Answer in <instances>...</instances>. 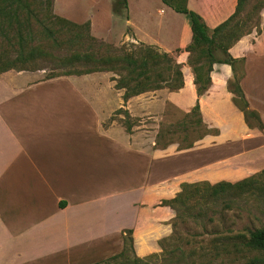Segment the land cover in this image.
<instances>
[{
    "label": "crops",
    "instance_id": "0c3cea01",
    "mask_svg": "<svg viewBox=\"0 0 264 264\" xmlns=\"http://www.w3.org/2000/svg\"><path fill=\"white\" fill-rule=\"evenodd\" d=\"M236 1L186 4L213 28L234 12ZM149 7L127 0L121 43L153 45L172 55L183 73L178 90L160 88L124 101L123 90L107 80L118 97L112 103L80 95L78 86L79 95L50 92L75 77H103L101 71L45 79L27 70L0 73V264H101L123 250L128 229L133 251L143 259L161 251L160 241L171 233L175 211L161 201L175 197L181 183L235 182L264 168V128L248 126L234 103L227 87L231 66L214 63L210 85L198 96L184 50L192 35L189 17L161 0ZM259 15L258 28L228 51L243 59L240 87L264 124L253 95L264 73V9ZM89 22L91 35L101 38ZM197 101L202 122L216 131L190 147L156 146L155 124L144 121L157 120L166 103L189 112ZM117 109L137 119L129 131L109 120ZM193 150L203 157L180 162Z\"/></svg>",
    "mask_w": 264,
    "mask_h": 264
},
{
    "label": "rangeland",
    "instance_id": "374dc122",
    "mask_svg": "<svg viewBox=\"0 0 264 264\" xmlns=\"http://www.w3.org/2000/svg\"><path fill=\"white\" fill-rule=\"evenodd\" d=\"M17 1L20 11L19 29L14 27L7 36L0 32V54L11 53V56H14L18 51L15 33L17 34L19 31L23 34H27L28 31L32 32L33 38L29 46L36 45L43 55H40L39 58L33 61L32 66H28V69L25 70L35 72L40 78H49L53 73L68 68V66H63L61 59L69 57L71 53L78 50H89V46L91 47L90 50L93 47L92 51H98L101 54L107 52V47L100 45L101 43H107L119 51H137L147 45L134 41L121 43L123 33L127 29L124 22L125 8H122L119 14L115 13L117 16H114L112 14V4L115 0ZM137 1H145L147 6H150V10H154L159 3V0ZM257 1L249 0L237 18V22L243 29L259 26V13L264 9V5L254 9L253 6ZM51 13L72 19L71 21L78 24H84L91 20L92 33L103 39L95 37L96 42L93 43L87 39L72 40L69 38L72 35V29L64 23L55 22L50 18ZM49 30L50 33H48ZM8 38L11 39V42ZM29 46H26L25 49L27 50ZM153 47L159 50L156 46ZM192 57H195V55ZM189 66L191 68V65ZM262 69H260V72ZM101 72L105 73L103 77L102 74L85 76L86 78L75 77L58 88H56L57 85H54L55 88H50V92L55 94L59 91L68 95H79L74 90L78 86L80 95L105 97L110 102L116 103L118 97L107 88L106 81L118 75L113 71ZM84 75L71 74L68 76ZM101 80H103V83L98 84ZM259 83L262 87L255 88L253 95L256 98L257 106L264 109V73ZM227 87L233 94L234 99L235 95L229 89L228 84ZM197 118L198 113L195 110L182 112L173 105L166 103L160 110L157 120L146 119L144 122L145 124L149 122L155 124L153 127L155 129L153 140L156 146L165 148L169 145H176L179 148H184L189 144L192 145L204 134L216 131L214 129L206 131V124L203 122V124H199ZM111 119H115L125 128L128 125L132 126L137 123V119L131 118L124 109H117L115 115L109 120ZM251 123L254 126L255 122L253 120H251ZM148 127L152 128L151 126ZM195 151L180 155V162L192 163L203 157L202 151ZM211 154L212 152H209V155ZM262 169L264 168L249 176L259 173ZM178 206L183 215L181 218L176 219L174 216L171 220V233L160 241L161 251L139 259L136 257L133 248L131 250L126 249L124 255L114 259L110 258L101 264H244L247 258L257 254L255 251L244 252L242 253L244 258L240 259H237L234 255L225 254L226 240L223 238L232 234H247L250 229L264 227V175L258 176L254 188H250L244 193L225 196L211 202L203 199H191L188 210H184L185 207L183 206Z\"/></svg>",
    "mask_w": 264,
    "mask_h": 264
},
{
    "label": "trees",
    "instance_id": "16d2710c",
    "mask_svg": "<svg viewBox=\"0 0 264 264\" xmlns=\"http://www.w3.org/2000/svg\"><path fill=\"white\" fill-rule=\"evenodd\" d=\"M248 1L237 0L234 12L215 27L209 28L197 12L187 7V0H162L163 3L170 6L173 10L189 17L192 35L190 43L185 46L184 50L188 52L187 62L192 68L193 82L197 95L203 94L208 89L211 82L210 72L214 63L229 64L232 68L233 76L229 80L228 86L235 95L234 103L243 112L245 121L250 127L252 126L251 120H253L255 122L254 126L263 129L264 124L258 113L249 108L240 87L239 81L244 74L243 59L234 58L228 51L238 39L249 33L253 27L258 28L253 26L243 29L237 22V18ZM262 5H264V0H258L253 8L256 9ZM126 6L127 0H115L112 4V10L114 13L119 14L121 9L126 8ZM50 18L55 22L64 23L72 29L73 32L69 37L70 39H87L92 41L91 43L96 42L95 37L90 33L89 22L78 24L53 13H51ZM19 25L20 11L18 1L0 0V32L7 36L14 27L19 29ZM50 32L49 30L48 33ZM32 38L33 34L29 31L27 34H23L21 31L17 34L15 33L18 51L14 56H11V53L0 54V73L10 69H28V66H32L34 60L43 55L36 45L29 46ZM9 41L11 42V39ZM100 45L107 47V52L100 54L98 51H92L93 47L90 50V46L88 47L89 50L85 48V51H75L69 57L61 59L63 66H68V68L53 73L49 78L71 74H88L98 71H113L118 76L112 77L111 80L115 81L114 86L116 89L123 90L122 98L124 101L131 96L146 91L164 87L174 91L183 86L181 63H178L167 52L159 51L151 45H145L137 51H119L107 43H101ZM26 46H29L27 50L25 49ZM193 55L195 57H192ZM192 110L198 113L197 122L203 124L198 102ZM126 130H130L129 125ZM205 130L209 131L207 127H205ZM190 146L191 144L186 147ZM263 175L264 169L255 175L244 177L235 182L225 180L212 184L208 181L183 182L180 185L181 190L175 197L162 200L161 204L168 205L174 209L176 212L175 219L181 218L183 213L178 208V205L185 207L184 210H188L191 199H203L211 202L225 196L244 193L248 189L254 188L258 176ZM210 220L212 219L210 218ZM223 239L226 240L225 254L234 255L237 259H240L244 258L242 253L255 251L257 254L247 258L244 264H264V227L250 229L247 234L228 235ZM132 241V231L130 229L125 230L123 234V250L112 258L124 255L126 249L131 250Z\"/></svg>",
    "mask_w": 264,
    "mask_h": 264
}]
</instances>
